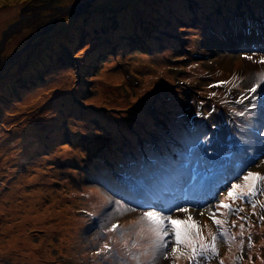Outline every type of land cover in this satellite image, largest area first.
I'll return each mask as SVG.
<instances>
[{"label":"rangeland","instance_id":"obj_1","mask_svg":"<svg viewBox=\"0 0 264 264\" xmlns=\"http://www.w3.org/2000/svg\"><path fill=\"white\" fill-rule=\"evenodd\" d=\"M95 1L0 0L3 26L0 29V97L3 98L0 103V214H11L7 217L10 224H0L3 226L0 264H41L40 256H45L48 248L42 245L36 250L33 244H37V237L51 241L53 253L56 249L61 251L59 261L64 254L73 264H137L133 257L138 258L139 264H264V221L261 220L264 216V182L257 183L255 196L235 201L225 199L233 184H222L212 164L226 166L219 158L226 155L239 168L237 172L243 174L234 184L244 185L243 177L248 172L264 175V141L249 133L242 137L240 133L218 131L205 124L207 131L215 133V140L207 136L205 144L196 148L188 149L184 143L178 147L173 137L174 119L165 113L157 132L150 135L139 129L146 115L147 90L168 83L177 91L189 92V97L174 95L177 105L172 108L179 117L184 114L183 103L189 107L183 120L184 130L201 122L200 114L206 116L210 106L215 108L228 103L238 110L243 107L241 112L244 114L237 119L241 127L246 112L252 110L250 118L260 126L264 136V84H260L255 93L250 92L258 83V74L264 73V64L259 63L264 57V32L259 23L256 32L243 28L232 36L233 40L228 38L227 43L221 38L220 43L212 41L220 36L215 22L207 31L191 26L182 28L176 39L186 43L189 53H194L192 58L173 55L171 52L176 51L174 42L171 52L163 51L168 60L148 55V51L137 47L130 48V45L112 47L114 50H110L109 57L104 55L99 59L100 67L96 73L86 78L89 86L82 93L83 69H80L81 79L75 73L76 66L81 64L80 57L94 45L97 53L103 54L104 39L109 33L112 35L108 39L111 46L116 37H124V27L116 25L124 21V13L114 8L112 2L115 0L106 2L108 8L115 10L109 12L108 23L104 21L105 35L97 33L99 37H85L80 26L89 29L92 14L100 10L93 6ZM121 1L126 0L116 2ZM164 1L151 0V4L161 5ZM168 1L176 3L179 0ZM239 15L237 10L225 15L228 29ZM73 20H79L80 25L72 26L67 50L60 45L54 48L52 43L49 48L48 42L66 32ZM88 21L89 25H86ZM239 23L235 21V27L240 26ZM109 29H116V32ZM173 35H166L165 39ZM243 37L245 40L241 41ZM114 53L117 55L112 56ZM247 56L253 59L248 60ZM181 59V63H171ZM92 67L96 69L97 65ZM189 68L191 74L186 73ZM55 72L61 73L55 79L57 81L47 83L46 79ZM114 75L119 79L116 84L107 80ZM180 78H183L182 82ZM69 90L75 100L67 96ZM81 98L86 106L91 105L97 110L104 107L128 110L126 113L103 112L102 118L110 119V126L88 118V121H96L93 126L96 130L104 131L91 136L80 135L71 117L74 113L79 114L77 104L83 103ZM48 102L57 109H47ZM51 112L56 115L54 125L45 126L37 120L49 119ZM149 114L154 115L153 108ZM219 115L228 125L224 111ZM195 116H198L197 121L193 119ZM208 118L212 124L218 114L212 110L208 112ZM75 119L80 124V117ZM28 120H34L41 132L39 136L34 135L38 143L37 140L30 143L35 149L32 154H46L52 150L38 159H32V154L21 157L24 151L22 137H31L25 132L30 125L26 123ZM66 133H69L67 137ZM56 138L58 140L54 141ZM40 139L48 140L47 146L40 144ZM20 162L30 165L24 168ZM62 162L68 163L72 170L61 167ZM24 176L34 180L27 182ZM17 194L22 196L18 201L15 200ZM221 200L231 206V212L216 210ZM27 202L33 203L38 214L24 216L22 212L26 210ZM178 208L188 211L181 212ZM144 211H159L179 220L191 216L189 223L200 226L201 234L209 244L212 242L210 233L222 231L210 218L215 212L217 219L226 221L223 229L227 230L228 237L218 236L216 254L208 252L189 259L191 250L183 244L179 246L178 258L171 255L175 245L173 236L164 250L168 258L158 252L153 259L147 222L137 223ZM32 222L37 228L14 238L24 225ZM113 224L118 228L109 231ZM138 233L145 238L141 239ZM230 237H234L231 242ZM133 243L137 244L136 248L132 247ZM105 244L109 249L102 251ZM145 249H148L147 255H144Z\"/></svg>","mask_w":264,"mask_h":264},{"label":"trees","instance_id":"obj_2","mask_svg":"<svg viewBox=\"0 0 264 264\" xmlns=\"http://www.w3.org/2000/svg\"><path fill=\"white\" fill-rule=\"evenodd\" d=\"M99 1H100L99 5H96L95 7H99L100 10L96 11L92 14V16L93 15L98 16L99 20L93 24L90 23L89 29H88V27L87 28L84 27V25L80 26L81 32L84 33V35L87 39H93L94 37L97 36V33H101V36L105 35L104 29H103L104 21H106V18L110 15L109 14L110 11L118 9L121 13H124L123 14L124 21L118 22V23H116V25L118 27H124V31H123L124 37H116V39L114 40V44H112V46H111V44L108 42V39L112 35H111V33H109V35H107L106 38L104 39L105 49L103 51V54H98L99 51L97 53V50L95 49V45H94L90 49V51L86 54V56H88L90 54L88 59H86V56H85V60H81V58H80L79 61L82 62V64L86 61V65L88 67H87V69L86 68L84 69V65H83V67H81V64L80 65L78 64L76 66L77 69L75 70L76 71L75 73L78 77H81L80 76V69H83L82 74L86 73L88 70L89 73H91V74H89V76L96 73L93 71V69L91 67H89V65L91 66V65H94L97 61L99 62V59L102 58V56H104V55H107L109 57V55H111L110 50L116 49L117 46H120L123 48V47H126L127 45H130V47H132V46L137 47V48H140L142 51H148V53L152 54L153 50L158 48V45L168 41L167 43H165V45L162 48L164 50L166 49V50L170 51L171 43H173V42L176 43V46H175L176 51L175 52L170 51L173 55H181L183 58H185V57L192 58V56L194 55L193 52L189 53V50H187L188 47H186V45L185 46L182 45V47H185L183 49H182V47L178 48L180 43L176 39L179 36V34L181 33L182 28H183L182 26L178 25V21L182 22L183 19L189 14V8L186 7V5L183 3L184 0H179L176 3L175 2L171 3L168 0H166V1L162 2L163 4H161V5L160 4H151V0H126V1L119 2V4H117L118 2H116L117 0H115L114 2H112L115 9L108 8V6L106 5V2H107L106 0H99ZM256 1L258 3L259 8H264V0H256ZM239 3L244 4L245 0H216L214 7L218 8L219 11H218V13L212 12V14L210 15V18L208 20L203 21L202 26L204 27V29L211 27L213 25L212 22H215L217 24V27L220 29V32H221V30L224 28V24H225V21H224L225 15L231 14L232 11L234 10V8ZM164 6H167L168 13H171L172 11H173V13H176V12L180 11L181 15L171 17L170 19L165 18V16H162L161 18H159L160 14L157 13V9L164 8ZM154 8H156V10ZM104 15H105V19H104ZM128 17L131 19L129 22L127 20ZM87 23L88 24H86V25H89V21ZM122 23H124L126 25L123 26ZM134 23H138V24L135 25ZM74 24L80 25L79 20H73L71 23V26L67 27V31L64 33H60L59 37H61V39L66 38L68 40L69 37L72 35L71 28ZM127 26H130V27L127 28ZM80 27H78L77 33H79L78 31H80L79 30ZM117 29H119V28H117ZM111 31L116 32V29L115 30L112 29V30H110V32ZM166 35H173V36L170 39H165ZM56 37H58V36H54L52 38V40L48 42L49 48L51 47L50 46L51 43L54 45V48L59 47L60 43L56 39ZM97 37H99V36H97ZM219 38H221V37H219ZM67 43H68V46H70V43L69 42H67ZM60 46H62V45H60ZM112 47H115V48L112 49ZM197 49H200V47L198 46ZM64 50H67V49H64ZM115 55H117V54L114 53L112 56H115ZM164 58L166 60H168L165 56H164ZM194 61L196 62V60H194ZM181 62H182V59L180 61H172L171 63H177L178 64ZM72 63L77 64L73 60H72ZM67 67H70V65H67ZM186 73H189V74L192 73L190 71V68L188 69V72H186ZM187 79H189V77ZM179 80L182 82L183 78H180ZM176 83H177V85L179 84L178 81H176ZM185 87L187 88L186 85H185ZM69 95H70V98L72 99L71 93L68 92L67 96H69ZM174 95H178V96H180V98H183V97H188L189 92L184 93L182 90L177 91L176 88L171 86V85L157 86V87H154L153 90H149V91L147 90V92H146L147 103H146V107H145L146 115H145L144 121H142L140 123L139 129L146 131L150 135L157 132L160 128L159 122H161V118H162L161 116L164 113L169 114L170 118L174 119V125H176L179 122L181 116L177 117V116H175V113L173 112L172 108L177 105V100L174 98ZM2 99L3 98L0 97V103H1ZM88 107H90V108L86 109L85 105H83V104L79 105V108L82 112L88 113L86 115L87 118L94 117V118H96L98 123L105 121L107 125L111 124V120H106L105 118H102V113L108 111L109 108L104 107V108H102V110H97L96 108L92 107L91 105ZM151 108H153L154 115L149 114V110ZM155 114H156V116H155ZM76 117H77V115H74V118H76ZM72 120L76 121L73 118H72ZM26 123H29L30 125L25 130V132L30 133L31 137L30 138H28L27 136L22 137L21 144L24 145V151L21 155L22 158L26 157L29 154H32V152L35 149L31 148L30 143L33 144L36 140H37L36 143H38L39 140L36 139L34 137V135L39 136V134L41 133L38 129V126H36L32 123V120H28V122H26ZM93 126H94L93 122L86 120V126L83 128V130H81V132L87 133V135L90 136L91 134H94L95 132L101 133L102 131H104L103 129L98 131ZM90 127H93V128L91 129ZM30 139H33V141H30ZM40 140L42 141V142H40V144L44 143V146H47L46 142L48 140H46V139H40ZM56 140H58V139L57 138L54 139V141H56ZM50 151H52V150H49L47 153H49ZM46 154H39V155L32 154V159L41 158L43 155H46ZM20 163L22 164L23 162H20ZM58 163H60V162H58ZM58 163H56V166ZM27 164H24V165L22 164V167L25 168L27 166ZM67 164L68 163H65L64 165H67ZM28 165H30V164H28ZM67 168L69 169V167H67ZM60 255L58 256V261L56 263H48V264H73L72 259L69 256L64 255V254L61 256V260L59 261ZM41 264H46V263L41 261Z\"/></svg>","mask_w":264,"mask_h":264},{"label":"snow or ice","instance_id":"obj_3","mask_svg":"<svg viewBox=\"0 0 264 264\" xmlns=\"http://www.w3.org/2000/svg\"><path fill=\"white\" fill-rule=\"evenodd\" d=\"M248 60H252V56L246 57ZM259 63L264 64V57L261 58ZM258 83L254 85L250 92L255 93L257 91V87L260 84H264V73H260L257 76ZM226 83V82H223ZM242 102V101H241ZM256 107V105H253ZM243 115L244 113H239ZM245 184L237 185L233 184L231 189L227 193V197L225 199H231L233 201L240 199L243 200L244 197L255 196L257 191V183L264 182V175H260L259 173L248 172L246 176L243 177ZM246 188L247 191H243ZM264 190V189H262ZM122 207V205H121ZM264 207V205H262ZM255 208V205H253ZM220 209H228L229 212L232 211L231 206L228 203H225L224 200H221L220 203L216 206V210L220 211ZM178 211L187 212L186 208H178ZM237 211H242V209H238ZM223 214V213H222ZM203 215V213H201ZM213 223L217 225L218 228L222 229L218 234L210 233L211 235V243H206L205 238L201 234L200 226L195 223H189L192 220V217L189 216L185 220L173 219L171 215L165 216L162 215L159 211H144L143 216L139 218L137 223L143 224L145 221L147 222V232L149 233V237L151 239V252L152 258L155 259L156 254L162 253L164 258H168V254L164 252L165 249L169 247L170 240L174 236L175 245L172 246L171 255L176 256L178 258V249L180 245H184L185 247L191 250V256L189 259H195L197 256H203L205 253L211 252L213 255L216 254V241L218 236L220 238L228 237V232L226 229H223V225L226 223L224 220H220L216 218V213L213 212L210 215ZM261 220L264 221V216L261 217ZM180 225V227H178ZM233 226H235V222H233ZM241 235L243 234L244 225L241 226ZM118 228L117 224H113L109 231H115ZM143 232V229H141ZM141 235V233H138ZM143 235H141V239H144ZM168 238V239H166ZM234 240V237L229 238V242ZM243 243V241H241ZM197 245L199 246L197 248ZM251 246V245H250ZM133 248L137 247L136 243L132 244ZM109 249V245L105 244L103 246L102 251H107ZM100 253H97L99 255ZM148 254V249H145L144 255ZM133 259L137 260V264H139V260L137 257H133ZM223 264V262H221Z\"/></svg>","mask_w":264,"mask_h":264},{"label":"bare ground","instance_id":"obj_4","mask_svg":"<svg viewBox=\"0 0 264 264\" xmlns=\"http://www.w3.org/2000/svg\"><path fill=\"white\" fill-rule=\"evenodd\" d=\"M108 1V0H106ZM99 0H96L95 3L93 4V6H96V5H99ZM162 16L164 15L163 11H161L160 13ZM1 17H2V14H0V29L3 27L2 26V22H1ZM4 21H6L5 18H3ZM99 20V17L96 16V15H93L91 16V19H90V23H95ZM128 22L131 20L129 17L127 18ZM135 25H137L138 23H134ZM130 26H127V28H129ZM185 27L187 28L188 26L185 24ZM56 39L59 41L60 45L63 46L64 49H66L68 47V43H67V39L64 38V39H61V37H56ZM165 45V43H162L160 45H158V48H156L155 50H153L154 52V56L156 57H159V58H164V55H163V51L164 49L162 48L163 46ZM152 52V53H153ZM46 59L49 60V57L46 56ZM132 60V58H131ZM107 65H105L104 67H106ZM61 75L60 72H55L54 74H52L51 77L47 78L46 81L47 83H55L57 80H55L57 77H59ZM120 75V74H119ZM109 82H112V83H118L119 82V79H118V76L117 75H114V76H110L108 79H107ZM37 103V102H36ZM35 103V105H36ZM67 103L69 105V101L67 100ZM90 107L86 106V109H88ZM114 110H119L117 109L116 107H113ZM26 109H21L20 111H24ZM9 144V143H8ZM7 144V145H8ZM1 166V165H0ZM1 170V169H0ZM25 179L27 182H30L34 179H30L28 178L27 176H24ZM34 193V191H32ZM39 192V191H38ZM32 193V194H33ZM18 197L15 198L16 201L20 200L22 198V196L20 194H17ZM142 206V205H141ZM25 208L26 210L23 211L22 213L24 214V216H27V215H32V214H38V211L37 209H34L33 208V203L32 202H27L26 205H25ZM1 217H2V221L0 224H10L11 220H7V217L9 215H11L10 213L9 214H0ZM19 222V221H17ZM35 222H32L30 223L29 225H24L20 230H19V233L17 236H15L14 238H19L25 234H28L31 232V230H33L34 228H37L35 225H34ZM2 225L0 226V231L2 230ZM29 238H32L33 239V236H30ZM37 242V244H33V246L35 247L36 250H38L42 245L43 247L45 248H48V250L45 251L46 255L45 256H40V260L45 262L46 264L48 263H56L58 261V256L61 254V251H59L58 249H56L55 253L52 252V250L50 249L52 247V243L51 241H47L46 239H41L39 237L35 238ZM10 241H11V237H10ZM36 256L38 255H41L40 253H35Z\"/></svg>","mask_w":264,"mask_h":264}]
</instances>
